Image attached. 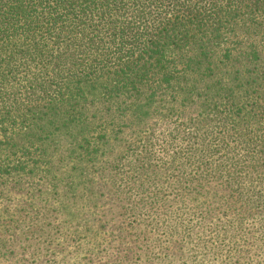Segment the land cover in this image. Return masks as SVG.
Segmentation results:
<instances>
[{"label":"trees","instance_id":"1","mask_svg":"<svg viewBox=\"0 0 264 264\" xmlns=\"http://www.w3.org/2000/svg\"><path fill=\"white\" fill-rule=\"evenodd\" d=\"M237 88L252 98L247 110L237 104ZM178 97L204 104L198 114L170 119L184 144L175 158L206 178L161 211L148 206L145 214L159 216L156 223L136 222L119 206L106 227L120 242L80 261L58 248L57 225L39 228L35 212L31 238L20 230L12 238L20 263L264 264V0H0V179L35 173L47 146L35 137L87 129L95 101L137 117ZM155 158L148 152L153 176ZM142 159L112 166L104 186L142 170ZM125 190L124 202L133 197L132 186ZM210 194L217 204L209 211L219 216L200 213L209 223L192 236L183 209ZM163 210H170L164 220ZM162 225L165 239L157 234ZM45 232L51 239L37 247Z\"/></svg>","mask_w":264,"mask_h":264},{"label":"rangeland","instance_id":"2","mask_svg":"<svg viewBox=\"0 0 264 264\" xmlns=\"http://www.w3.org/2000/svg\"><path fill=\"white\" fill-rule=\"evenodd\" d=\"M238 66L239 64H236V67ZM234 96L240 101L235 103L243 106L245 110L253 102L251 96L242 93L240 88L236 89ZM183 98L178 97L175 101L168 98L162 102L156 101L150 107V113L139 114L137 117L132 116L129 111H119L113 104L107 107L109 102L95 101L92 109L96 111L92 110L90 113L93 122L87 129L54 130L46 133L41 139L35 137V144H47L46 147L43 146L46 148L44 159L35 173L0 179V264H22L21 260H18L22 251L14 247L12 238L16 237L18 230L25 234L24 237L31 238L27 231L33 227L29 220L35 212L40 214L39 228L51 230L53 224L57 225L61 233L58 248L67 247L69 252H73L72 256L80 261L83 257L98 254L104 248L110 247L112 238L106 224L108 219L118 214L119 206L125 205L128 208L127 213L135 214L136 222L156 223L159 216L153 219L152 215L145 214L148 206H160L161 211L164 205L187 196L188 188L195 187L206 175L195 172L197 169L188 160L175 158V152L184 144L181 132L170 128L172 123L175 124L170 119H176V114L182 119L198 114L202 111L204 103L198 97H194L192 101H183ZM242 113L239 111L240 115ZM148 152L156 155L155 162L150 166L156 171L155 176L151 170L146 172L149 167ZM36 153L42 154L41 151ZM22 154L19 149L17 157ZM125 156H129L134 162L136 157L145 158L143 161H137L142 170L133 173L131 171V176L120 175L112 189H108L104 186V177L116 172L111 167L117 163H128ZM168 165H172L169 167L171 171H168ZM125 168H128V165H125ZM131 169L133 170V167ZM190 171L192 173L188 177L189 180L179 175ZM152 179L155 181L153 187L149 188ZM27 180H30L31 184H26ZM127 186L133 187L129 195L133 197L124 202L120 194L125 195ZM214 197V194L205 195L200 197L202 202L199 205L196 206L195 203L194 206L183 209V218L194 223L192 236L206 227L202 222L209 223L201 220L200 213L215 216V211H209L217 204L213 200ZM230 201L231 198L225 200ZM169 211L161 212L163 220L168 217ZM176 221L174 216L172 221L167 223L174 226ZM168 233L164 227L157 234L161 239H165ZM118 235L115 234L113 246L120 242ZM180 236L179 234L178 237ZM50 239L48 232H45L38 239L39 243H35L37 247H43ZM59 254L61 257L65 255ZM25 258L31 261L29 251ZM97 262L93 260L92 264Z\"/></svg>","mask_w":264,"mask_h":264}]
</instances>
